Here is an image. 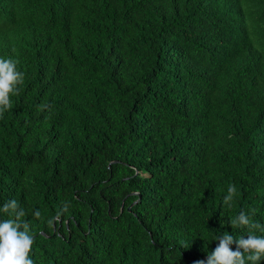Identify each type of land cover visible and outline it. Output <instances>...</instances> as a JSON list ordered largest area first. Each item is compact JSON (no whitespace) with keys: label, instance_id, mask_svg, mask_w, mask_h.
<instances>
[{"label":"trees","instance_id":"16d2710c","mask_svg":"<svg viewBox=\"0 0 264 264\" xmlns=\"http://www.w3.org/2000/svg\"><path fill=\"white\" fill-rule=\"evenodd\" d=\"M0 58L33 264H197L241 211L264 225V0H0Z\"/></svg>","mask_w":264,"mask_h":264},{"label":"clouds","instance_id":"9594fccd","mask_svg":"<svg viewBox=\"0 0 264 264\" xmlns=\"http://www.w3.org/2000/svg\"><path fill=\"white\" fill-rule=\"evenodd\" d=\"M18 61L8 58H0V118L4 112L12 107L11 95L19 94V86L24 82V73L17 68ZM47 103L41 104L38 110L48 108ZM237 188L229 184L227 195L223 197V204L232 206ZM70 205L65 203L63 209L48 219L49 227L58 222L64 211ZM0 212L8 215V219L0 221V264H33L30 252L35 243L31 234L30 224L24 220L27 215L16 199H12L0 207ZM251 213L241 211L234 217L230 226L236 229H248L246 238L241 236L236 239L232 234L223 232L217 240L218 246L214 251L207 254L206 260L198 261L197 264H260L264 260V236L256 235L255 230L264 232V225L254 222ZM36 219L41 218L40 211L33 213ZM235 244V250L231 246Z\"/></svg>","mask_w":264,"mask_h":264}]
</instances>
